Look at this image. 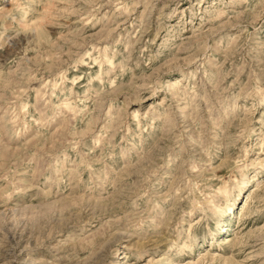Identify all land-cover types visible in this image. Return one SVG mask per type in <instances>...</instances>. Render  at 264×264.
<instances>
[{"label":"rangeland","instance_id":"374dc122","mask_svg":"<svg viewBox=\"0 0 264 264\" xmlns=\"http://www.w3.org/2000/svg\"><path fill=\"white\" fill-rule=\"evenodd\" d=\"M0 264H264V0H0Z\"/></svg>","mask_w":264,"mask_h":264}]
</instances>
